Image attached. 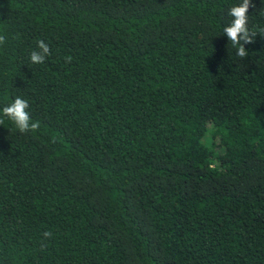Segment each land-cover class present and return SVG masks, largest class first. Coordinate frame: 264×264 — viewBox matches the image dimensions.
Wrapping results in <instances>:
<instances>
[{
  "label": "trees",
  "instance_id": "16d2710c",
  "mask_svg": "<svg viewBox=\"0 0 264 264\" xmlns=\"http://www.w3.org/2000/svg\"><path fill=\"white\" fill-rule=\"evenodd\" d=\"M239 2L0 0V109L40 122L0 115V264H264V0L242 59Z\"/></svg>",
  "mask_w": 264,
  "mask_h": 264
},
{
  "label": "clouds",
  "instance_id": "9594fccd",
  "mask_svg": "<svg viewBox=\"0 0 264 264\" xmlns=\"http://www.w3.org/2000/svg\"><path fill=\"white\" fill-rule=\"evenodd\" d=\"M254 7V5H251ZM250 7V0H240L236 5L229 8L228 14L233 18L229 25L223 28V33L227 35L228 41L231 42L232 47L236 50V55L241 59L248 55L244 44L253 43V38L257 33L251 32L248 28V9ZM264 31V30H262ZM5 42V37L0 35V44ZM39 51L33 50L30 53V60L33 64L43 63L46 56L50 55L49 46L43 41H37ZM70 59V58H69ZM29 108L28 101L19 96H16L11 103L6 104L0 109V115L6 117L13 122L15 127L21 133L36 131L40 122H33L27 109ZM3 118H0V125H3ZM45 238H50L52 233L45 231L43 233Z\"/></svg>",
  "mask_w": 264,
  "mask_h": 264
}]
</instances>
